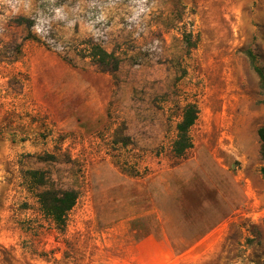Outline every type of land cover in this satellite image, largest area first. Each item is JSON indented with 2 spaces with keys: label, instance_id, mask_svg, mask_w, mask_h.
Segmentation results:
<instances>
[{
  "label": "rangeland",
  "instance_id": "1",
  "mask_svg": "<svg viewBox=\"0 0 264 264\" xmlns=\"http://www.w3.org/2000/svg\"><path fill=\"white\" fill-rule=\"evenodd\" d=\"M247 49L264 68V0H0V264H117L150 234L177 264H264V91ZM43 189L77 193L64 227Z\"/></svg>",
  "mask_w": 264,
  "mask_h": 264
},
{
  "label": "trees",
  "instance_id": "2",
  "mask_svg": "<svg viewBox=\"0 0 264 264\" xmlns=\"http://www.w3.org/2000/svg\"><path fill=\"white\" fill-rule=\"evenodd\" d=\"M88 54L107 70L118 68L117 58L99 44L91 42ZM245 54L258 76L259 87L264 91V68L258 64L257 56L251 49H247ZM197 114L198 110L195 104H187L184 107L181 120L176 125V138L172 146L175 155L182 156L191 147L189 129L194 124ZM257 134L260 141L259 153L264 160V124L258 128ZM262 171L264 172V168ZM27 176L37 188L44 186L45 175L43 172L34 170L27 172ZM36 197L42 213L49 217L58 228H62L65 226L68 212L76 202L77 193L74 190L43 189L37 192Z\"/></svg>",
  "mask_w": 264,
  "mask_h": 264
},
{
  "label": "crops",
  "instance_id": "3",
  "mask_svg": "<svg viewBox=\"0 0 264 264\" xmlns=\"http://www.w3.org/2000/svg\"><path fill=\"white\" fill-rule=\"evenodd\" d=\"M116 258L117 264H177L178 261L170 240L155 234L125 243Z\"/></svg>",
  "mask_w": 264,
  "mask_h": 264
}]
</instances>
